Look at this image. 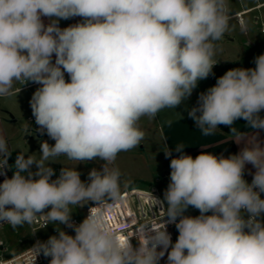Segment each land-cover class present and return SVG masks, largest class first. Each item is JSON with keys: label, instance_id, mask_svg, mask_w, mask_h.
Wrapping results in <instances>:
<instances>
[{"label": "clouds", "instance_id": "1", "mask_svg": "<svg viewBox=\"0 0 264 264\" xmlns=\"http://www.w3.org/2000/svg\"><path fill=\"white\" fill-rule=\"evenodd\" d=\"M73 17L83 22L58 26ZM230 19L228 0H0V97L13 95L16 82L39 84L32 115L55 141L41 142L39 160L17 155L12 177L0 183V225L16 229L43 213L75 232L57 228L58 235L0 264H36L41 254L50 264H159L165 253L167 264H264V147L256 135L233 127L243 119L250 129L264 130V54L254 68L226 71L188 112L203 136L229 126L233 140L245 144L237 154L193 158L177 144L181 154L170 160L164 199L155 198L167 220L138 226V246L117 233L104 211L121 196V172L110 165L141 144L140 119L176 108L209 76L215 42ZM241 30L247 31L243 20ZM164 153L172 155L168 148ZM10 154L0 134V170ZM60 156L105 163L89 172L88 183L67 167L53 180L45 162ZM247 164L256 170L251 183L244 179ZM89 201L95 206L74 224L70 205ZM190 206L200 215H184ZM168 223L178 230L175 243Z\"/></svg>", "mask_w": 264, "mask_h": 264}, {"label": "crops", "instance_id": "2", "mask_svg": "<svg viewBox=\"0 0 264 264\" xmlns=\"http://www.w3.org/2000/svg\"><path fill=\"white\" fill-rule=\"evenodd\" d=\"M263 2L264 0H228L231 15L230 27L223 38L215 42L216 51L213 59L216 64L213 66L212 72L206 79L198 81L191 95L176 108H165L153 119L148 117L140 119L139 127L145 133V139L147 133L150 135L153 132L160 134L162 141L158 145H161L162 153L155 152V154H157V162L164 165L162 169L167 178V185L170 183V160L181 154L175 151L177 144H183L185 146L183 153L191 155L193 158L202 152L212 153L217 156L223 155L227 158L230 155L237 154L245 146L244 141L237 144L233 140L230 127L225 125H219L214 135L203 136L195 122L189 117L188 112L193 107L198 106L199 95L206 92L210 87L215 86L217 79L226 71L233 68H254L255 57L264 54V26L262 25L264 21V5L258 6ZM42 19L45 24L49 23L47 17ZM241 20L247 24L246 32L241 30ZM65 22L70 26L83 22V18L73 17L65 20ZM60 24L61 21L58 22V26ZM54 61L55 56H53ZM260 115L264 117V111ZM233 127L245 134L256 135L261 147H264V130L250 129L247 126V122L243 119H238ZM151 144L153 145V143ZM140 146L143 149L145 147L142 144ZM167 148L171 150L172 155L170 157L165 156L164 150ZM255 171L251 164L245 166L244 179L248 183H251ZM132 192H140L142 195L146 194L145 198H143L147 205H150L151 210L154 211L156 209L158 214L163 213L160 205H155L154 197L151 202L150 198L146 197L148 193L143 190H134ZM129 193L126 191L123 198L130 212L127 199ZM156 225L161 224L156 223Z\"/></svg>", "mask_w": 264, "mask_h": 264}, {"label": "rangeland", "instance_id": "3", "mask_svg": "<svg viewBox=\"0 0 264 264\" xmlns=\"http://www.w3.org/2000/svg\"><path fill=\"white\" fill-rule=\"evenodd\" d=\"M59 21H61L59 27L65 28L69 26L65 20ZM39 87V84L25 87L22 83L16 82L13 85V95L0 97V134L6 138L9 150L11 151L8 160L12 173L15 171L14 164L18 154H24L26 158L27 156H32L34 159L39 160L41 156V142L47 141L50 145H54L55 143V141L49 138L46 133L39 130L38 125L28 119L29 117H33L30 100L33 93ZM25 125L30 126L27 132L24 131ZM160 141L162 140L160 134L157 132H153L151 135L147 133L146 139L144 136V139L141 141V144L145 146L144 149L139 145L130 151L120 152L118 154L114 165H110V167H117L121 172V191L124 189L131 190L132 188H139L151 191L152 193H157L160 197L162 196V199H164V192L168 187L167 178L162 169L164 165L157 162V154H155V152L162 153L161 145H158ZM151 143H153V145ZM45 163H49L48 166L54 170L55 174L51 178L53 180L60 175L62 168L67 167L75 168L80 173L81 180L88 183L89 172L93 168L101 170L105 162L99 158L86 162H77L69 160L66 156H60L53 161ZM31 171L33 173L37 171L35 165L32 166ZM25 175L27 176V173H25ZM33 179H38V177L33 176ZM138 197V193L129 196L130 202L136 213H138V206L140 209V201ZM261 198L264 199V193L261 194ZM143 202L145 201L143 200ZM86 203L87 202H83L80 205H70V210L72 212L71 218L77 217L79 219H84ZM164 203L167 206L166 201ZM49 210L50 209H45L44 212L46 213ZM145 210L149 215L150 210L147 206ZM140 214H142L141 209L139 210V215ZM208 214L210 215L211 213ZM184 215L195 217L200 215V212L190 206L184 212ZM160 219L163 218L161 217ZM259 219L264 221V214H262ZM63 225L64 224H60L61 227ZM144 225H152L151 218H144ZM169 230L172 232V243H175L179 235L178 230L175 225L173 228H169ZM70 231L72 232L73 229H70ZM8 233V227L0 229V237L6 242L9 238ZM131 242L134 247L138 246V241L131 239ZM159 264H167V253H165V256L159 261Z\"/></svg>", "mask_w": 264, "mask_h": 264}, {"label": "built area", "instance_id": "4", "mask_svg": "<svg viewBox=\"0 0 264 264\" xmlns=\"http://www.w3.org/2000/svg\"><path fill=\"white\" fill-rule=\"evenodd\" d=\"M239 1H242V0H239ZM262 5H264V2L259 4L258 6L260 7ZM237 14H240V13H237ZM262 25L264 26V21H263ZM263 31H264V27H263ZM65 79H66V81L70 80L67 73H65ZM34 84H36V83L29 81V82H26V84H23V86L30 87ZM28 119L31 122L35 123L34 117H29ZM58 170H59V168H58ZM0 171H2L4 173V174H0V183H2L5 178H11L12 177L13 173H12L10 165H9V160H8V166L5 167L4 169L0 170ZM134 190H143L144 192L148 193V196H146V197L150 198L151 202L153 200L152 199L153 197L158 198L159 200L163 201L162 197H160V195L157 193H152L151 191H147L144 189L132 188L131 190L127 189V190L122 191L120 199L118 201L111 202V200H109L104 211H105V214L107 216L109 223L115 228L117 233L121 234L122 236H126L130 239L136 240V238H135L136 229L138 226L144 225V218L150 217V215H151L150 218L152 221V225H156V223L162 225L163 219H160V218L162 217L166 221L167 217H164L163 213L158 214L156 209H154V211H152L150 205H147V203L144 199L145 198L144 196L146 194L142 195L140 192H132ZM126 191L130 192L129 196L131 194L138 193V195H139L138 198L140 201L139 204H140V209L142 211V214L139 215V210H140L139 206L137 209L138 213L135 212V210H134V208L130 202L129 196L127 197V199L129 202L128 205L130 207V212L128 211V209L125 205V200L123 198L124 193ZM151 195H153V196H151ZM143 200L145 202H143ZM94 206H95V204L93 202L92 205L85 208L86 210H85L84 219L89 215L91 208ZM146 206L150 210L149 215L145 210ZM164 207L165 208L167 207L165 203H164ZM84 219H79L77 217H73V218H71V221L74 224L79 225ZM174 225L175 224H172V223H168L166 225V230L170 234L171 240H172V232L169 230V228H173ZM7 227H8V232H9L8 233L9 234L8 235L9 236L8 241L6 242L4 239H2L0 237V258H4V259H11L12 258L11 253L23 254L27 249L32 248L33 245L37 241L45 242L49 239V237H51L53 235H58L57 228L65 231L69 235H73V236L75 235L74 230L72 232L70 231V229L72 230V228H68L66 225H63L61 227L60 224H58V223L49 222L45 218V215L43 213L38 214L31 224L25 223L23 226L17 227L16 229H13L8 224L0 225V229L7 228ZM50 259H51V257H45L41 254L37 257L36 264H50Z\"/></svg>", "mask_w": 264, "mask_h": 264}, {"label": "water", "instance_id": "5", "mask_svg": "<svg viewBox=\"0 0 264 264\" xmlns=\"http://www.w3.org/2000/svg\"><path fill=\"white\" fill-rule=\"evenodd\" d=\"M92 204H93V202H91V201L87 202V203L85 204V208L88 207V206H90V205H92Z\"/></svg>", "mask_w": 264, "mask_h": 264}, {"label": "trees", "instance_id": "6", "mask_svg": "<svg viewBox=\"0 0 264 264\" xmlns=\"http://www.w3.org/2000/svg\"><path fill=\"white\" fill-rule=\"evenodd\" d=\"M160 184V183H159Z\"/></svg>", "mask_w": 264, "mask_h": 264}]
</instances>
